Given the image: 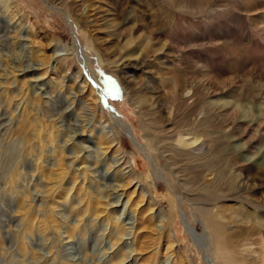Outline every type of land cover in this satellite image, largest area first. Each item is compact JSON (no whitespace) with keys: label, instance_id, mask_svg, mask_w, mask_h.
Masks as SVG:
<instances>
[{"label":"rangeland","instance_id":"374dc122","mask_svg":"<svg viewBox=\"0 0 264 264\" xmlns=\"http://www.w3.org/2000/svg\"><path fill=\"white\" fill-rule=\"evenodd\" d=\"M67 3L0 0V264H264V0Z\"/></svg>","mask_w":264,"mask_h":264},{"label":"bare ground","instance_id":"6f19581e","mask_svg":"<svg viewBox=\"0 0 264 264\" xmlns=\"http://www.w3.org/2000/svg\"><path fill=\"white\" fill-rule=\"evenodd\" d=\"M48 2H52V3H54V2H58V3H61V4H63L62 6L63 7H70L71 5H69V3H67V0H47ZM0 17H1V14H0ZM82 20V19H81ZM6 29V26L5 25H2V24H0V31H2V30H5ZM153 33V35H155V32H153V31H150V34H152ZM1 41V40H0ZM101 49V51H102V55H103V57L104 56H106L105 58H108V56H109V54H107V52L105 51V50H103L102 48H100ZM141 48H140V46H138V45H136V49L135 50H140ZM134 50V51H135ZM134 51H132V54L134 53ZM147 52L146 53V55H145V53L142 55V58H141V62L146 66V65H148L147 64V62H146V58L148 57V52H150L151 50H148L147 49V45L146 46H144L143 47V49L141 50V52ZM104 58V59H105ZM170 58V57H169ZM177 58V57H176ZM175 60V59H174ZM174 64V63H173ZM150 65V64H149ZM149 65L147 66V68H149ZM159 65H161V64H159ZM195 67H197L198 68V65H196L195 64ZM156 70H158V69H156ZM150 71H154V72H156L155 70H154V68H152ZM158 72V71H157ZM202 72V76H203V78H205V80H206V84L205 83H202L201 81H199V82H196L195 84H193L192 82H188L187 80H185V81H182V79H181V82L180 83H178V84H176V88H178L177 90V92H176V90L174 89L173 91H172V98H174V99H177L178 98V96H180L181 95V92L183 93L185 90H187L188 88H190V89H192L193 90V95H192V97H191V99L193 100V107H195L198 103H200V98H197V96L198 95H196V92H197V90L198 89H200V88H204V89H206V91H207V93H206V95L208 94H211V93H213L214 92V88H213V83H212V78L215 76H213V77H211V74H210V72L207 70L206 71V69L205 70H203V71H201ZM116 73H118V75H120V80H121V82L122 83H124V84H126V87L128 88V90H129V92H132V88H130V85L129 84H134L133 86H135L136 85V88L138 87L137 85H138V82L136 83L135 81H134V79H132L129 75H128V71L126 70V68H121V69H118V72L116 71ZM214 74V73H213ZM177 75V74H176ZM180 76H182V75H180ZM140 88V87H139ZM182 96V95H181ZM174 105V104H173ZM176 105V104H175ZM209 105L210 104H208L207 103V101L205 100V95H203V97H202V101H201V105H200V108L198 109L197 108V106H196V108H197V115L198 116H200L201 114H203L204 116H205V114H207L209 111H210V107H209ZM233 105H236V108H238V110L237 109H234L233 108ZM241 106H243V104H240V103H235L234 104V102H232V101H230V100H226L225 102H224V104L221 106V108L223 109V111L225 112V113H227V112H230L231 113V115L234 117V119H236L235 117L238 115V113L240 112L239 110H242V112L244 113V116H245V114H247V113H245L246 111L245 110H243V107H241ZM94 107H95V110H97L98 112H99V114H100V118H102V117H104L105 116V113L99 108V106L98 105H94ZM195 109V108H194ZM224 113V114H225ZM229 113V114H230ZM220 114V113H219ZM226 115V114H225ZM225 115H224V117H225ZM228 115V114H227ZM231 115H229V117L231 116ZM248 115H246V117H247ZM222 117V116H221ZM201 118V117H200ZM204 118H206V117H204ZM207 118H208V116H207ZM214 118V117H213ZM213 120V119H212ZM228 120V119H227ZM233 120V119H232ZM205 121H207V119H205ZM170 122V121H169ZM208 122V121H207ZM210 122H211V120H210ZM250 122H254L255 124H258L257 126H261L262 125V123L264 122L262 119H258L257 117L255 118V116L254 117H252L251 118V120H250ZM189 123V122H188ZM230 123V122H229ZM233 123V122H232ZM234 124V123H233ZM233 124H231V126L233 125ZM236 124V123H235ZM240 125V124H239ZM190 126V125H189ZM188 126V127H189ZM184 127H186V126H184ZM207 135H209V134H207ZM121 159H124V161L122 162V163H125V164H128L130 161H126V157H121L119 160H121ZM235 160V159H234ZM250 170V169H249ZM261 170L262 171H259V172H256L255 174H248V175H245V182H250V181H257V182H259V181H262V180H264V166H262L261 167ZM259 180V181H258ZM251 185H252V183H251ZM215 224V226L217 227V229L218 228H220L221 227V229H222V226H219L218 224H216V222L214 223ZM221 229L220 230H218V232H221ZM258 230H260V229H258Z\"/></svg>","mask_w":264,"mask_h":264},{"label":"snow or ice","instance_id":"6c2138e0","mask_svg":"<svg viewBox=\"0 0 264 264\" xmlns=\"http://www.w3.org/2000/svg\"><path fill=\"white\" fill-rule=\"evenodd\" d=\"M110 94L115 95V94H116V93H115V89H113V90L110 92Z\"/></svg>","mask_w":264,"mask_h":264}]
</instances>
